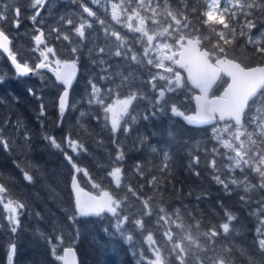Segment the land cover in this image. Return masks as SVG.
I'll list each match as a JSON object with an SVG mask.
<instances>
[{"label": "trees", "instance_id": "1", "mask_svg": "<svg viewBox=\"0 0 264 264\" xmlns=\"http://www.w3.org/2000/svg\"><path fill=\"white\" fill-rule=\"evenodd\" d=\"M185 2L187 9L184 7ZM8 5L10 9L12 5L21 8L20 19L24 29L20 32L25 39L24 45L11 47L34 66L39 53L33 51L35 47L28 42L31 30L24 24L30 4L26 0H15ZM193 7L204 10L205 0H172V11L178 18H181L179 13L184 12L193 26H201L207 33V26L202 25V19L191 12ZM9 16L10 13L7 19ZM255 20L256 28L252 30V35H260L264 32V15L257 14ZM3 28L9 34V26L3 25ZM252 48L248 45L237 47L232 55L244 64L262 63L264 57L253 55ZM58 56L61 59L71 58V54L64 51ZM136 66L129 68L128 73H133ZM41 73L44 79L36 74L17 76L7 57L0 52V77H3L0 81V131L11 143L9 150L0 144V173H3L0 180L7 184L14 198L27 205L19 216L20 225L15 233L6 219L7 213L0 206V264H9L13 244L15 250L12 252L11 264H60V260L52 255L53 245H57V255H61L65 246L73 245L79 264H141V261L142 264H148V260L154 259V256L149 250L146 236L151 232L163 249L167 246L163 234L169 227L163 222L157 225L156 214L143 215L146 211L143 199L149 197L156 212L164 208L174 214L179 209L180 220L177 222H182L184 229L181 231L175 224L171 225L178 238L189 231L195 237L213 226L222 233L219 225L226 222L225 210L231 211L238 219L233 222L229 235L221 234L217 238V247L235 245L233 256L236 264H248V257L241 255V249L254 257L256 264H264V255L257 250L256 244L259 218L251 214L259 206L258 202L264 200V190L249 193L251 203L245 205L240 200L245 195L242 186L229 184L230 192H226L223 185L216 182L214 177L217 175L226 182L232 178L242 180L247 176L252 184L258 183L259 178L247 169L243 173L240 169L229 170L231 162L225 153L230 150L213 139L211 127L189 126L170 111L153 116L150 100L139 99L130 109L131 116H135L136 120L132 122L129 117L128 124L123 125H130V132L126 134L121 128L114 135L110 124L105 126L101 107L89 104L88 93L85 92L90 87L88 78L76 80L69 95V103L74 107H68L61 117L57 97L62 88L54 85L52 74L46 71ZM144 75L134 74V87L147 94V83H142ZM113 80L101 82L97 78L96 82L106 90L120 84V79ZM78 82L83 93L76 89ZM30 88L35 90V95L29 94ZM128 92L129 88L125 86L119 90V95L124 97ZM116 95L113 92L105 102L111 103ZM41 103L46 105L43 116L39 115ZM81 113L84 115L81 116ZM146 114L148 119L144 118ZM18 121L22 125L19 132L16 130ZM25 130L29 134L28 141L24 139ZM45 134L55 137L61 149L53 147L44 138ZM68 136L83 143L86 151L73 153L67 145ZM114 140L117 142L114 143ZM213 148L217 152L214 153ZM118 149L124 153V159L119 163L115 161ZM65 152L73 157L78 166L87 169L93 178L90 182L83 173L78 174L82 187L94 193L107 191L120 198L127 197L125 212L131 215V221L126 224L124 235L115 231L113 225L116 221L110 213L78 217L75 222L68 220V216L75 214L69 187L74 170L66 160ZM165 153L169 157V168L161 172ZM196 157L198 163L195 162ZM213 159L215 168L211 166ZM137 162L143 166V176L135 171ZM26 167L38 169L34 183L23 179L21 168ZM113 167L122 168V187L117 188L108 175ZM153 177L158 178V185L149 184ZM93 183L99 187L94 188ZM129 186L137 195L128 191ZM136 219L143 220L144 230L135 226ZM173 219L176 217L173 216ZM54 224L58 226L56 232L53 231ZM60 230L63 233L62 244L56 239L61 234ZM128 235L133 236L132 241L127 240ZM200 242H205L202 237Z\"/></svg>", "mask_w": 264, "mask_h": 264}, {"label": "snow or ice", "instance_id": "2", "mask_svg": "<svg viewBox=\"0 0 264 264\" xmlns=\"http://www.w3.org/2000/svg\"><path fill=\"white\" fill-rule=\"evenodd\" d=\"M91 3L104 7L107 3H111L112 20L117 24H123L121 17L126 15V27L134 32L141 34V38L137 39L135 43L143 47V53L138 54L133 50L120 32L109 30L105 26V21L100 20L97 13L85 6L82 2L80 6L83 13L88 17L95 18L96 21L104 27V34L107 40L115 37L117 42L114 52H109L106 47H99L98 49H89L91 55L93 51L99 59H94V65L100 66V71L105 73L99 76V81L114 82L113 77L120 79V84L115 85V88L102 89L100 84L96 82L95 74L90 78L89 85L91 91L88 93L89 104H97L101 107L104 114L105 126L110 124L111 132L115 135L123 128L127 134L130 132V125L128 119L132 122L136 120L135 116H131L130 109L133 103L139 99H149L151 102V115L155 116L161 112L170 111L173 116L183 117L189 124H205L212 120H219L224 122L223 128L213 129V139L217 141L223 148L230 150L225 155L231 162L228 165L229 170L240 169L243 173L246 169L255 173L259 180L258 183L252 184L249 182L247 176L242 180L232 178L226 182L221 179L219 175L214 179L217 183L223 185L226 192H230L229 184L243 187L245 195L240 197L242 204H250L251 200L249 193L256 190H264V63L256 64L254 66L237 62L232 53L237 47H244L251 45L254 48L253 55L264 57V32L259 36H253L252 30L256 28L255 17L257 14L264 15V0H205L204 10L197 7L191 8L193 14H198L202 19V25L207 26V33L201 26H193L192 22L184 12H180L179 16L171 10H167V16L171 17L173 23H168L166 27H161L159 30H151L147 24L151 20L153 25L160 24L158 19H155L159 14L157 9L160 7L159 3L154 4V0H120L119 3H112V0H91ZM135 7H132V4ZM167 4V0H165ZM46 4V0H31L30 7L35 9V15L31 17L33 21L40 13V9ZM185 9L188 5L185 2ZM143 12H151L152 16L148 17L141 15ZM9 11L8 3H3L0 7V22L7 19ZM21 8L15 7V25L19 27ZM63 21L64 18L62 17ZM133 20L138 21V26L133 27ZM68 25H74L75 36L79 37L83 44L86 40V29H91L93 23L83 16L80 17V22L75 24L73 19H67ZM220 25L222 27H217ZM37 35L33 36L35 48L33 51H39V62L34 66L23 58L18 52L11 47L12 41L9 35L6 34L3 24L0 23V51L6 53L14 66L17 76H28L30 74L41 75L40 70L47 69L55 77L54 85L62 87L57 100L58 111L63 117L68 107H74L69 103V90L72 86L76 75V66L78 60L61 59L53 47H49L45 43L44 32L37 29ZM58 33L57 39L62 38L66 41L72 40L69 34L60 33L59 29H52ZM146 38V42L145 39ZM43 45V48L41 46ZM79 49L77 47L71 48V54L75 56ZM118 57L124 60L130 59L132 62L141 67L151 66L154 69L163 71H156L149 73V80L146 82L151 85V90L154 93V98L149 97L142 89L134 87V73L129 72L124 75L122 72H112L111 66L104 67L108 61L104 58L105 54ZM155 54V55H154ZM51 57V58H50ZM168 61V64H165ZM146 62V63H145ZM179 68L185 69L188 73L187 81L191 82L194 88L200 90V94L194 97L196 101V110L194 114H187V109H184V100H181L179 93L187 87L186 81L181 77V73L177 70ZM223 75L230 78V83L224 88L221 95L216 96L211 94V89ZM3 77H0V81ZM143 83V82H142ZM127 86L129 92L123 98L119 95V90ZM30 95H35L34 89H28ZM116 92V98L112 103H106V98L112 96ZM43 99V97H37ZM187 96H185V100ZM46 105L41 103L40 116L45 115ZM84 113H81L83 116ZM148 119V114L145 115ZM62 122V121H61ZM22 125L17 122V132L21 130ZM227 137V138H225ZM44 138L56 149H61V144L57 142L55 137L45 134ZM25 141L29 140V134L24 131ZM67 145L73 153L79 151H86L83 143L79 140H74L71 136L66 137ZM117 141L114 140V143ZM0 144L5 150L11 147L10 141L0 131ZM155 151V149H153ZM217 152L216 148L212 150ZM66 160L71 164L74 172L72 176L73 188L83 189L79 187L77 179L78 174L83 173L85 177L91 182L92 177L87 169L78 166L71 155L64 153ZM124 153L122 150L117 151L115 161L117 163L123 161ZM165 164L160 169L165 172L169 168L167 163L169 160L168 154H164ZM195 162H199L198 157ZM18 168L19 164L16 165ZM211 166L215 168V159L211 162ZM38 169L33 167L21 168L23 179L28 183H34ZM135 171L143 176V166L137 162ZM112 177L116 187H122L123 173L121 167H113L108 173ZM198 175V173H197ZM3 173H0V178ZM150 185H158L157 177H153L149 181ZM94 188L99 185L93 183ZM128 191L135 196L137 193L128 187ZM86 199L76 197L75 214L68 216V220L75 222L78 217L89 215L99 216L102 213H110L115 218L113 225L116 232L124 235L126 224L131 221V215L125 212L127 197L120 198L107 191L102 192L100 197L90 196L84 193ZM199 199V197H198ZM152 198L143 199L144 216L157 215V225H168L167 231L164 232L167 246L161 248L158 242L153 238L151 232L146 236V241L150 250L153 253L154 259H149L148 264H236L233 256L235 245L223 244L217 247V238L223 234L225 236L231 233L233 222L238 217L229 210H225L226 222L219 225L222 233L217 230L215 226L206 232L199 233L193 236L190 231L182 236H177L172 231L171 225L175 224L177 229L183 231L184 225L180 220V211L170 214L164 208H160L158 212L154 210L151 204ZM259 206L251 213L259 218L257 233V250L264 255V200L258 202ZM0 206L7 213L6 219L9 222L11 231L15 233L20 225L19 216L26 204L19 199L12 196L10 188L5 182L0 180ZM39 215V213H37ZM173 216L176 219H173ZM134 224L137 228L144 230L142 219H136ZM199 225V222H197ZM58 226L54 224L53 231L56 232ZM56 236V239L63 243V233ZM107 232V229L104 230ZM201 237L205 241L201 243ZM128 241L133 240L132 235L127 236ZM51 243V238H49ZM15 250V244L11 245L9 253V264H11L12 252ZM241 255H247L248 264H256V260L246 250L241 249ZM57 245L52 246V255L63 264H70L69 256L74 257V250L69 247L64 249V255H57ZM211 253V255H209ZM143 252L141 257L143 258ZM174 258V260L172 259ZM74 264V261L72 262ZM142 264V261H141Z\"/></svg>", "mask_w": 264, "mask_h": 264}, {"label": "flooded vegetation", "instance_id": "3", "mask_svg": "<svg viewBox=\"0 0 264 264\" xmlns=\"http://www.w3.org/2000/svg\"><path fill=\"white\" fill-rule=\"evenodd\" d=\"M15 0H0V7H2L3 3H11ZM28 4H31V0H26ZM81 2L89 7L92 11L97 13V16L100 20L105 21V26L109 28V30H115L120 32L121 36L125 38V40L132 45L133 50L137 52L138 54L143 53V47L135 43L137 39L141 38V34L138 32H134L129 30L126 27L127 19L126 15L121 17V19L124 21L123 24H117L115 21L112 20V7L111 3H107L104 7L94 5L91 3V0H46V4L43 8L40 9L39 15L36 17V20L33 21L31 17L35 15V9L32 7L29 9L28 15L24 19V24L26 27H28L31 30V33L28 36V42L33 44L35 47V42L33 40V36L39 34L37 29H40L44 32L45 35V43L49 47H53L57 53H61L64 51V53L71 54V48L77 47L79 49L78 53L73 56L71 54V58L67 59H73L76 58L78 60L77 67H78V73L76 80L83 78H88V83L90 78L95 74L96 78H99V76L104 75L105 73L100 71V66L94 65L93 60L99 59V57L96 55V52L93 51V53L89 54V49H98L99 47H106L109 49V52H114L117 42L115 40V37H111L107 40L106 43V37L104 34V27L100 25L98 21L95 20V18L88 17L86 13H83V9L80 6ZM120 0H112V3H119ZM159 3L160 7L157 9L158 16L155 17V19H158L161 23L153 25L151 20L147 21V24L151 30H159L161 27H166L168 23H172L171 17L167 16V10L172 11V0H167V4L165 3V0H154V4ZM132 7H135V4L133 3L131 5ZM8 13H10L9 19H6L2 23L3 25L9 26V39L12 41L11 46H21L24 45L25 39L23 38V35L21 34L20 30L24 29L22 27V20L20 19L19 27H16L15 25V8L13 5L11 6V9L9 8ZM141 15H145L148 17L152 16L151 12H143L141 10ZM83 16L85 19H88L90 22L93 23V27L91 29H86V37L87 40L82 44L79 40V37L75 36L74 33V25H68L66 23L67 19H73L75 24H78L80 22V17ZM64 18L62 21L61 18ZM133 27L138 26V21L133 20ZM52 29H59L60 33L63 34H69L72 37L71 42L66 41L62 38L57 39L58 33L55 31H52ZM7 34V33H6ZM145 42H146V38ZM249 47H253L251 45H248ZM43 48V45L41 46ZM57 48V49H56ZM252 54L254 53V48H252ZM39 53V51H38ZM155 55V54H154ZM131 53H129V59L124 60L118 57L110 56L109 53H106L104 58L108 61L107 65H104V67L111 66L112 72L120 71L124 75L128 74L129 68L134 67V65H137L135 70H132L135 74L137 72L138 75H144L143 77V83H146L150 76L149 73H155L156 71H159L157 69L152 68L151 66L141 67L140 65L134 63L130 59ZM112 57V58H111ZM51 58V57H50ZM39 61V58L35 61L36 63ZM146 63V62H145ZM253 65V64H251ZM42 71L49 72L47 69H42ZM150 71V72H149ZM49 74H52L49 72ZM114 79L118 80L119 78L113 77ZM147 78V80H146ZM76 82V81H75ZM90 86V85H89ZM146 87H148V91H150L154 97V93L151 90V85L146 84ZM77 91H81V86L79 82L77 83ZM91 91V86L89 88L85 89V92L89 93ZM83 93V92H82ZM182 92L179 93L181 95Z\"/></svg>", "mask_w": 264, "mask_h": 264}, {"label": "water", "instance_id": "4", "mask_svg": "<svg viewBox=\"0 0 264 264\" xmlns=\"http://www.w3.org/2000/svg\"><path fill=\"white\" fill-rule=\"evenodd\" d=\"M4 56L7 57V59L9 60V62L11 63L10 59L8 58V55L6 53H3L2 51H0ZM12 65V64H11ZM13 66V65H12ZM14 68V66H13ZM15 70V68H14ZM177 70L180 71L181 73V77L186 81V84L188 86V90L190 91V93H186V95L183 96V100H184V108H186L188 111H187V114L191 115V114H194L195 113V110H196V101L194 99V97L196 95H199L200 94V90L197 89V88H194L192 85H191V82L190 81H187V76H188V73L185 69H182V68H179L177 66ZM16 72V71H15ZM77 73H78V67L76 66V75H75V78L73 80V83H72V86L76 80V77H77ZM227 78V82L225 84V86L222 88L221 92L219 94H215V92H217V87L215 85H213V88L211 89V94L212 95H216V96H219L223 93L224 91V88L227 87V84L230 83V78L226 75H223ZM55 78V77H54ZM71 86V88H72ZM70 88V89H71ZM215 88V89H214ZM62 91V90H61ZM60 94V93H59ZM69 95H70V90H69ZM59 96V95H58ZM185 96H187V99L185 100ZM58 100V98H57ZM66 112V111H65ZM181 119L189 126H192V127H203V126H211L213 125L214 123L216 122H223V121H219L218 119L217 120H212L210 121L209 123H205V124H189L183 117H181ZM73 176V175H72ZM78 179V178H77ZM79 182V181H78ZM69 187L72 191V196H73V200H74V203L76 201V197L79 196L81 199H86L87 197L84 196V193H87L88 195L90 196H97V197H100V195H97V194H94L93 192L89 191L88 189L82 187L79 183V187L83 189V192H80L79 189H75L73 188V184H72V177L70 179V182H69ZM89 216H97V215H89ZM71 247L73 250H74V253H75V256L72 257V256H69L68 259L70 261V264H72V262L74 261V264H79V261H78V256H77V253H76V250L74 249V247L72 246H67V247H64L62 252H61V255H64V249L65 248H69ZM60 264H63V261H61Z\"/></svg>", "mask_w": 264, "mask_h": 264}, {"label": "rangeland", "instance_id": "5", "mask_svg": "<svg viewBox=\"0 0 264 264\" xmlns=\"http://www.w3.org/2000/svg\"><path fill=\"white\" fill-rule=\"evenodd\" d=\"M169 62L168 61H165V64H168ZM159 71H163L162 69H160ZM224 126V123H222L221 125L220 124H217V125H214L213 128H212V131L214 128H223ZM227 138V137H225Z\"/></svg>", "mask_w": 264, "mask_h": 264}, {"label": "bare ground", "instance_id": "6", "mask_svg": "<svg viewBox=\"0 0 264 264\" xmlns=\"http://www.w3.org/2000/svg\"><path fill=\"white\" fill-rule=\"evenodd\" d=\"M112 58V57H111ZM150 72V71H149ZM145 76V75H144ZM139 81V80H138Z\"/></svg>", "mask_w": 264, "mask_h": 264}]
</instances>
